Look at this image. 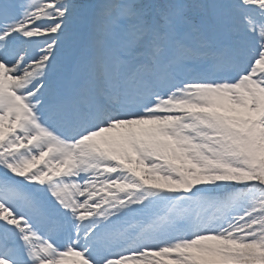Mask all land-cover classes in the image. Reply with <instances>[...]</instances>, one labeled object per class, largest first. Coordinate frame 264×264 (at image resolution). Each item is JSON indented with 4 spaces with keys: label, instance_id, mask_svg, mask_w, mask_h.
Instances as JSON below:
<instances>
[{
    "label": "snow or ice",
    "instance_id": "1",
    "mask_svg": "<svg viewBox=\"0 0 264 264\" xmlns=\"http://www.w3.org/2000/svg\"><path fill=\"white\" fill-rule=\"evenodd\" d=\"M264 264V0H0V264Z\"/></svg>",
    "mask_w": 264,
    "mask_h": 264
},
{
    "label": "rangeland",
    "instance_id": "2",
    "mask_svg": "<svg viewBox=\"0 0 264 264\" xmlns=\"http://www.w3.org/2000/svg\"><path fill=\"white\" fill-rule=\"evenodd\" d=\"M69 264H70V262H69Z\"/></svg>",
    "mask_w": 264,
    "mask_h": 264
}]
</instances>
